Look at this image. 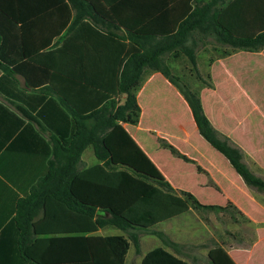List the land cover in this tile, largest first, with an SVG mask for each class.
<instances>
[{
    "label": "trees",
    "instance_id": "1",
    "mask_svg": "<svg viewBox=\"0 0 264 264\" xmlns=\"http://www.w3.org/2000/svg\"><path fill=\"white\" fill-rule=\"evenodd\" d=\"M52 1L46 5L56 7L67 19L70 9L75 12L55 49L59 98L75 130L69 141L51 139L47 173L15 203L18 252L26 264H124L130 244L138 248L136 235L125 239L68 234L100 228L148 230L190 210L215 208L174 190L121 126L138 122L136 93L146 73L159 72L178 89L199 134L229 161L247 186L264 192V182L247 170L237 149L217 136L197 94L179 85L169 66L170 59L185 56L196 70L197 44L205 47L209 39L232 49H264V0H120L112 8H107L108 0ZM134 12L137 18H130ZM98 18L107 28L105 34ZM83 28L88 41L81 35L76 40ZM121 29L124 34L117 33ZM5 47L0 24V69L12 73L3 55ZM159 143L189 161L164 141ZM86 148L97 163L80 169ZM38 214L41 217L36 221ZM83 248H89L93 257L66 258ZM208 256L212 264H234L220 247L211 249ZM141 264L187 263L157 247L144 255Z\"/></svg>",
    "mask_w": 264,
    "mask_h": 264
},
{
    "label": "crops",
    "instance_id": "2",
    "mask_svg": "<svg viewBox=\"0 0 264 264\" xmlns=\"http://www.w3.org/2000/svg\"><path fill=\"white\" fill-rule=\"evenodd\" d=\"M108 1L111 4H105L107 8L120 3ZM49 2L53 1L0 0V24L7 40L3 55L9 69L14 70L7 73L0 69V264H26L18 252L15 203L47 173L51 139L69 141L75 130L59 98L55 52L75 12L70 9L67 19L56 7L47 6ZM130 18H137V13ZM12 19L23 22L15 25ZM98 20L105 34L107 28ZM75 30L78 28L69 35ZM117 33L124 34L125 30ZM79 35L88 41L84 28L76 33V40ZM69 49L73 51V45ZM233 50L225 57L209 59L203 70L196 59L193 91L217 136L237 149L247 170L264 182V49ZM67 58L68 54L66 67ZM136 103L140 108L137 124L121 126L164 180L174 190L191 194L199 204L215 207L208 211L229 213L225 226L215 217L208 218L211 224H202L200 241L194 247L184 246L187 241L180 243L166 237L165 246L154 248L161 247L187 264H212L208 254L215 247L222 248L234 264H264V192L247 186L229 161L199 134L185 99L159 72L145 74ZM159 140L189 161L173 155ZM96 163L91 149L86 148L79 168ZM40 217L38 214L35 220ZM176 218L158 225L168 227ZM153 231L100 228L68 236L128 239L136 235L138 248L130 244L124 264H141L144 255L154 248L142 253L138 232ZM75 254L66 258L93 257L89 248Z\"/></svg>",
    "mask_w": 264,
    "mask_h": 264
},
{
    "label": "rangeland",
    "instance_id": "3",
    "mask_svg": "<svg viewBox=\"0 0 264 264\" xmlns=\"http://www.w3.org/2000/svg\"><path fill=\"white\" fill-rule=\"evenodd\" d=\"M230 52H234V50L218 43L214 39H209L207 45H205L204 48L201 47L200 43L197 44L195 55L197 62L202 66L203 70L206 65V62L209 59L212 60L214 58L217 59L225 57ZM169 66L171 74L177 77L179 85L187 86L188 89L191 88L193 90L194 82L197 77V70H195L191 66L187 58L185 56H181L177 59H170ZM213 217L217 219L218 224H223V226H225L226 221H229L228 212L218 213L215 210H213V212H210L208 210H195L193 212H190L189 214L187 213L179 216L168 227L158 225L153 227L154 231L152 233L138 232L139 238L141 239V251L142 253H146L148 250L154 248L155 246H165L163 241H166V237H171V239L175 240L176 242L187 241L184 246L194 247L193 245H195L197 241H200V228L202 224H211L207 219H214ZM140 230L148 231L150 229ZM163 231L164 233H166L167 236L163 234ZM170 232L173 233L171 234V236Z\"/></svg>",
    "mask_w": 264,
    "mask_h": 264
}]
</instances>
